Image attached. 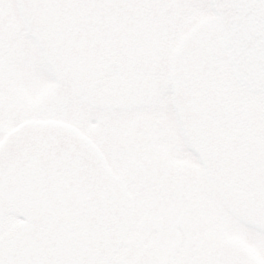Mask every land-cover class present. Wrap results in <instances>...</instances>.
I'll return each instance as SVG.
<instances>
[{
	"label": "snow or ice",
	"instance_id": "6c2138e0",
	"mask_svg": "<svg viewBox=\"0 0 264 264\" xmlns=\"http://www.w3.org/2000/svg\"><path fill=\"white\" fill-rule=\"evenodd\" d=\"M0 264H264V0H0Z\"/></svg>",
	"mask_w": 264,
	"mask_h": 264
}]
</instances>
